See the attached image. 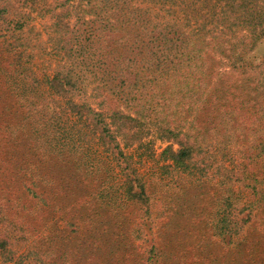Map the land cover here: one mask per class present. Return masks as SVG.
<instances>
[{
  "label": "trees",
  "instance_id": "1",
  "mask_svg": "<svg viewBox=\"0 0 264 264\" xmlns=\"http://www.w3.org/2000/svg\"><path fill=\"white\" fill-rule=\"evenodd\" d=\"M68 2H59V11L52 8L49 36L61 52L62 61L45 78L50 96L41 95V98L48 99L43 100L44 104L38 109L33 107L26 116L17 108L20 105L13 106L11 92L0 88V98L9 102L7 107H2L5 110L1 112L2 117L11 113L29 132L34 124L40 127L38 131L33 129L34 135H29L23 127L12 129L18 124L11 118L6 123L3 119L0 121V132L5 134L0 133L1 221L15 220L19 228L17 216L21 212L7 211V208L12 210L10 202L14 199L10 189L20 186L21 182L39 196L36 188L47 184L55 190L58 185L63 184L62 188L74 185L79 191L74 188L76 192L65 195L78 197L89 193L87 191L99 195L104 192H100L102 187L109 189L108 180L91 181L89 177V173L97 174L101 164L107 162L96 166L99 163L81 158L94 142L105 157L121 166L124 194L134 202H146L145 184L139 179L132 157L124 152V147L139 142L154 128L161 138L171 141L162 150L163 160L179 168L195 166L200 169L206 164V158L201 155L204 148L200 142V125H197L200 121L218 130L217 117L226 123L240 116H255L260 124L251 125L256 133L254 138L247 133L252 128L250 125L237 129L235 122L230 124V133L236 141L235 158L229 167L220 163L214 168L219 183L227 192L221 199L220 216L208 222L209 231L205 235L201 233L202 247L178 250L175 244H183L178 239L179 231L183 233L185 228V223L178 221L176 226L171 224L178 235L168 232L174 237L172 241L169 238V244L173 245L154 242L147 251V260L149 264H264V218L259 220L254 215V210L264 201V88L261 97L253 94L250 103L244 101L249 94L246 83L259 73L264 74V59L257 63L255 57L256 49L264 42V0H89L86 9L79 0V11L73 23ZM151 3L161 6V10L166 9L168 15L153 11ZM10 13L18 19L16 27L7 32L21 30L24 22L20 17L28 15L9 1L0 0V22ZM86 14L91 16L87 18ZM220 58L229 65L223 73L217 68ZM239 69L244 74L240 80L228 78ZM89 83L92 84V100L86 95ZM235 89L240 92L238 104ZM157 92L164 102L158 103L154 97ZM226 92H230L228 109L222 114L214 111L208 121L206 117L198 121L213 96L219 100ZM198 94L204 95L202 100L198 99ZM15 95L20 97L18 92ZM192 95L197 97L193 102ZM170 101L172 113L166 110ZM178 108L189 112L178 116ZM65 115L75 119L73 127L77 128L80 145L67 141L65 126L57 127L56 122ZM56 132L59 140L54 143L55 151L43 163L48 166L47 174L34 169L28 178L24 170L32 163L27 158L34 152L35 160L44 159L38 154L43 144L38 141L45 138L44 142L51 140L52 143ZM174 142L178 144L176 148H173ZM79 171L88 172L82 176ZM105 172H109L107 168ZM34 174L39 179H35ZM235 185L251 189L246 201L241 200L239 191L233 192ZM25 202L21 203L24 211L34 212L31 204ZM83 205L84 201L80 200L77 208L82 210ZM103 205L101 210L108 207ZM95 211L99 213L100 210L96 208ZM85 214L88 213L85 211ZM98 224L99 221L94 225ZM203 224L198 222L191 226L190 222V227L199 229ZM109 225L107 235L116 234L111 244L117 245L122 238L114 230L113 221H109ZM20 228L23 227L20 225ZM6 243L5 238L0 239L3 249ZM110 253L111 258L117 256L113 250ZM97 263L104 264L102 259Z\"/></svg>",
  "mask_w": 264,
  "mask_h": 264
},
{
  "label": "rangeland",
  "instance_id": "2",
  "mask_svg": "<svg viewBox=\"0 0 264 264\" xmlns=\"http://www.w3.org/2000/svg\"><path fill=\"white\" fill-rule=\"evenodd\" d=\"M7 1L28 16L20 17L24 25L21 30L17 29L16 32L13 30L7 32L8 29L16 27L17 22L15 21L18 18H15L14 14L10 13L6 20L0 22V88H5L7 92H11L9 96L13 99V106L15 104L20 105L17 107L20 113L23 112L27 116L33 107L38 109L44 104L43 100L48 99H42L41 95L50 96L45 85V78L51 75L55 67L62 61L61 52L57 51L54 41L49 36V25L53 20L52 8L59 11V2L64 0ZM88 1L82 0L81 5L84 9L89 7L87 6ZM71 4L73 7L70 6ZM78 4L79 0H70L66 3L67 7L70 8L69 16L72 23L75 22V15L79 11ZM150 6L154 8L153 11L168 15L166 9L161 10V6L158 4ZM86 15L87 18L91 16L90 14ZM21 43L24 44L19 45ZM255 54L257 63L264 59V42L259 45ZM217 68L222 73L225 72L229 69L228 62L220 58ZM241 71L242 69L237 70L234 76L228 78L234 77L236 80H240L244 76ZM259 74L258 77L255 76L246 83L249 94L244 101L248 103L252 101L253 94H258L261 97V90L264 88V74ZM249 75L246 77L251 79ZM89 81H91V76ZM257 84L260 86L254 87ZM16 92L20 94V97L15 95ZM86 93L92 100L91 83H89ZM235 93L238 104L240 103V92L235 89ZM241 96L243 97L242 94ZM154 97H157L158 103L164 102L158 98L160 97L158 92L157 96ZM197 97L202 100L204 95L198 94ZM197 97L192 95L191 101H195ZM229 98L230 92H226L225 95L222 94L219 100L213 96L208 109L201 111L198 121L205 120V117L208 121L209 115L216 112L222 114L228 109L226 105ZM8 104L7 100L0 98V121L3 119L6 123L7 119L11 118L15 124H18L11 128L14 130L21 129L23 125L11 113L2 117L1 112L5 111L2 107H7ZM169 109L172 113L171 101L166 110ZM185 109L178 108L177 115H185L189 112L188 109L187 112ZM193 112L195 113L194 109ZM242 112L245 111L242 109ZM188 117L191 119L192 115ZM168 120L171 125L169 116ZM74 121L72 116L65 115L56 122L59 129L61 126L68 129L66 138L68 142L78 141L75 132L77 128L73 127ZM224 122L221 117H217L216 123L220 124L217 126L218 130L212 129L206 122L201 123L200 121L197 124L200 125V142L204 148V153L201 155L206 158V164L200 169L195 166H192V169L179 168L172 165L171 162L163 160L162 150L171 141L161 138L154 128L149 130L139 142L124 147V152L132 157V165L136 169L139 179L145 184L146 202H134L124 194L125 187L121 181V166H118L113 159L105 157L106 154L97 149L99 146L96 142L86 148V152H83L81 158L99 163L96 166L100 165L102 161L107 162L105 165L101 164L97 174L91 175L89 173L91 181L100 178L108 180L109 189L100 188V192L104 191L103 193L95 195V193L87 191L89 193L82 194L80 197L76 195L66 196L65 194L76 192L74 188L77 189V187L73 185L62 188V184L58 185L55 190L47 184L44 187L36 188L35 191L40 194L39 196L27 190L22 182L20 186L15 185L10 189L12 199L14 198L10 202L12 210L7 208V211L21 212L17 217L20 223L19 228L20 225L23 228L20 230L16 227L15 220L7 222L0 219V239L5 238L7 241L5 249L0 247V264H98L97 261L100 259L103 260L104 264H149L147 251L154 242L158 244L166 242V246L173 245L172 243L169 244V238L172 241L174 237L171 235H178V233L173 232L176 229H172L171 224L176 226L178 221L185 223L183 233L179 231L178 235V239H181L179 242L183 244H175L178 245V250L194 249V246L197 247V245L202 247L201 233L205 235L207 230L209 231L208 222L210 223L220 216L221 199L227 192L226 187H222V184L219 183L214 168L220 163L229 167L235 158L233 147L236 141L233 134L230 133V124L235 122L237 129H240L242 125L260 124L255 116H240L236 121ZM23 128L29 135L35 133L33 129L40 130L37 124H34L30 132L25 126ZM5 130L6 128L3 127V131ZM254 132L255 129L250 128L247 132L248 136L254 138L256 135ZM0 133L5 136L3 132ZM262 133L264 134V131ZM58 136L59 134L56 132L52 143L51 140L44 142L45 138L42 142L38 141L43 143L39 147L38 154L43 155L44 159L35 160L34 152H32L33 156L27 158L32 166L24 170L28 178L31 176V170L34 169L40 170L42 174H47L45 171H48V166L43 163L55 151L54 143L59 140ZM77 143L79 144V142ZM177 146L178 144L174 142L173 148ZM39 164H43L41 168ZM105 168L111 174L105 172ZM49 170L52 169L49 168ZM79 172L82 176H86L88 171ZM34 177L39 179L36 174ZM92 183L97 182L93 181ZM30 185L35 186L34 184ZM232 190L234 193L239 191V195L242 196L241 200L246 201L250 197L251 189L249 188L245 189L235 185ZM196 194L197 196H195ZM80 200L84 201L82 206L84 209L82 210L77 208ZM24 201L29 205L31 204L35 211L28 212L27 209L24 211L21 204ZM103 204L108 207L101 210L102 207L100 206H104ZM4 208L6 207L4 206ZM96 208L100 210L99 213H96ZM85 211L88 214H85ZM255 214L259 220L264 218V201L254 210ZM98 221L99 224L95 226L94 224ZM109 221H113L114 230L122 238L117 245L111 244L115 241L113 235L116 234L107 235L111 228ZM190 222L191 226L198 222L204 224L199 229H195L190 227ZM194 237L196 238L194 239ZM199 240L200 243L197 244ZM111 250L115 251L117 256L111 258ZM8 255L11 257L7 259ZM163 264H169V262Z\"/></svg>",
  "mask_w": 264,
  "mask_h": 264
}]
</instances>
